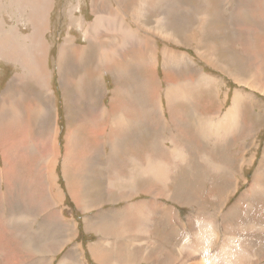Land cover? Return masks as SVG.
Segmentation results:
<instances>
[{"label": "rangeland", "instance_id": "374dc122", "mask_svg": "<svg viewBox=\"0 0 264 264\" xmlns=\"http://www.w3.org/2000/svg\"><path fill=\"white\" fill-rule=\"evenodd\" d=\"M9 1L11 6L7 7ZM13 1L0 0V20H4L5 25L0 34L8 30L22 35V44L14 45L12 41H17L16 38L10 32L5 34L13 38L9 39L11 53L27 50L26 55L23 52L18 58L23 55L31 58V53L39 55V49H33V43L37 44V38L46 41L51 76L49 89L51 86L52 90L47 102L52 107L50 115L45 111L42 113L50 119L49 123L47 118L46 122L30 118L26 107L28 98L21 96L20 91L33 88L34 91H27L37 93L32 82L25 88L17 87L12 93L5 94L10 96L11 108L18 103V113L0 118V146L7 143L8 137L11 140L22 133L34 134L29 133L33 128L37 130L32 140L28 139L26 146L18 150L17 163L14 157L10 158L15 155L12 151L5 155L0 147V264H95L88 252L96 245H102L103 250L110 253L106 264H171L168 256L175 255L174 248H170L171 241L181 235L187 236L186 229L197 237L202 228L210 225L217 227L213 239H209L213 253L210 251L208 257L195 256L194 259L187 253L180 255L177 250L180 262L174 264H264V193L258 190L248 195L264 147V118L260 124L247 120L246 125L250 126L240 136L236 133L233 143L209 137L210 131H215L213 129L220 130L221 124L217 122L228 110L234 96L247 92V108L253 116L258 112V96L254 92L258 77L254 71L257 63L264 64V0H126L130 10L125 17V28L128 30L127 22L130 30L140 35L142 42L131 43L128 47V51L134 52L126 60V71L117 70L114 63H119L113 58L111 68L106 67L103 71L107 75L101 82H91L86 73L90 67L91 70L96 67L93 46L101 44L94 39L103 38L106 44L101 47L113 49L116 35L110 27L108 32L100 27L94 29L93 0H38L37 9L28 8L24 0H16L15 4L22 1L21 5H24L19 18ZM116 1L124 4L121 0ZM110 2L115 3V0H108ZM44 3L49 6L45 21H37L34 32L31 23L37 11L44 12L47 7ZM137 5L140 10L135 12L133 8ZM121 20V17L112 18L111 24L117 27ZM45 22L46 29L41 32ZM91 23L93 31L90 30ZM66 40L71 43L62 63L69 68L71 81L67 83L66 80L62 85L56 74V61L59 47ZM164 51L174 54V64L164 65ZM96 54L100 56L101 51ZM102 64L99 63L98 67ZM20 65L21 62H9L0 57V92L11 82L13 86L15 76L25 71ZM234 79L242 84L251 81L253 86L237 85L233 83ZM152 93L156 99L150 101ZM167 95H170L169 106L165 110ZM126 99L130 103L124 110L126 123L122 128H114L112 150L106 146L109 138L105 134L98 145L99 141H90L87 138L90 135H86V130H90V125L84 121L86 116L97 117L99 110L114 100L123 107ZM217 105L220 107L211 110ZM242 109L245 104L240 111ZM10 140L8 143L12 147ZM155 141L161 147L164 146L162 142L173 141L183 157L190 156L199 164L198 169H202L207 161L217 165L226 162L235 169L236 165L229 161L239 160L242 166L239 172L243 171L245 177L237 179L239 188L233 190L228 179L204 177L201 175L203 171L198 172L200 176L191 177L197 169L193 172L177 163V168H169L172 172L166 166L167 171H174L176 177L166 183L167 186H162L159 175H146L149 168L159 171L158 162L151 159L159 152V149L153 152ZM213 141L215 149L211 144ZM168 149L174 152L173 146ZM71 155L81 164L80 172L70 163ZM7 161L17 164L13 165L14 174L9 173ZM138 161L142 168H139ZM143 173L147 177L140 179ZM261 180L258 183L264 186ZM139 190L143 191L139 193ZM160 190L170 192V197L157 196ZM150 192L156 195H149ZM220 192L226 194L223 206L217 204ZM75 198L84 211L78 209ZM151 204L157 210L151 222L155 238H151L148 244L161 248V257L154 262L153 257L159 252L147 250L145 253L144 250L145 258L132 255L126 263L121 262L122 258L119 261V254L113 249V245H117V235L106 232L105 222L116 223L121 218L120 213L129 210L132 216L140 217L139 214ZM163 207L172 211L169 227L165 222L159 226L161 216L166 215ZM85 222H89V231H86ZM173 223L179 236L173 232L174 236L169 229L174 228ZM223 224L224 228L227 227L226 232ZM166 227L170 231L167 235ZM121 240L130 249L141 245L128 236ZM219 240L223 242L220 250L213 249ZM235 246L240 247V255L233 250ZM224 251L229 253L228 261L222 259Z\"/></svg>", "mask_w": 264, "mask_h": 264}, {"label": "crops", "instance_id": "0c3cea01", "mask_svg": "<svg viewBox=\"0 0 264 264\" xmlns=\"http://www.w3.org/2000/svg\"><path fill=\"white\" fill-rule=\"evenodd\" d=\"M121 1L124 4H120L116 0H115V3H111V2L108 3V0H103V1H101V0H93L92 1V5H91V9L92 8L94 9V10H92V12L95 15V19L93 21L94 29L96 27H100L101 30L102 31H105V32H108V28L109 27L111 29H113L115 31V35H116V36H114L115 37V40H116L115 45L118 44V46L120 48H122L125 52H127L128 51V47L131 46V43L132 44H134V43L140 44L142 41L139 38L140 35L138 33L135 34L134 32L129 31L130 30V27H128L127 22H126V26H127L128 30L125 28V20H126L125 17L127 15L128 10H130L129 4H128L129 1L128 2L126 0H121ZM138 1L139 0H136V2H138ZM9 3H10V1L7 2V4H6L7 7H10L11 6V5H9ZM12 4L15 7L14 10L17 12V17L18 18L21 17V10H20V7H18L19 6V3L18 4L16 3L18 6L14 3V1H13ZM115 6H117V7L114 9ZM100 8H102L101 9V12H97ZM103 10H104V12H102ZM113 17H115V18H120V17L122 18L123 17L122 18V21L119 23V25L117 27H113V25L111 24ZM107 18H108V20H106ZM3 21L4 20H0V28H4V26H5L4 23H3ZM101 23H104V24L102 25ZM87 30L89 31V28H87ZM90 30L93 31V29H92V23H91ZM7 32H10V31L7 30ZM7 32L0 34V37L1 38H5L4 35ZM10 33L17 40V41H13V44L14 45H20V44H22V41L20 39L22 35H20L18 31H16V32H10ZM136 36H137V38L135 39ZM11 39L13 40V38H11ZM90 41H91V39H90ZM117 41H118V43H117ZM97 49H98L97 47L93 46V51H94V54L96 56V67H95L96 70L95 69H92L91 70L90 69L91 67H90L89 70L86 71V73L88 74V78L91 80V82H93V81H99V82H101V80L104 78V76L107 75V72L106 71L105 72H102V73H98L97 72L98 61H100V56H97V54H96V51L99 50V49L98 50ZM129 52L131 53L133 51H129ZM129 52H127V53L130 54ZM162 54L165 55V59H164V62L165 63H164V65L165 64H168V63H171V65L174 64V62H175V60H174L175 56H174L173 53H170L169 51H164V52H162ZM137 58H138L137 55H135V59H137ZM68 69L69 68H67V74H66L67 83L69 81H71V78L69 77ZM24 72L25 71H22L19 75L22 76V74H24ZM254 72L256 73V75L259 74V76H260L259 78H257L258 81H255L254 82V84L257 85V87H256V89H255L254 92L257 93V96L259 98L257 100V102H256V105L258 107V112L256 113V116L257 117L256 116H253L250 113V111L247 108V106H246L247 98L249 96L248 93L247 92H242L240 94H243L244 93L245 95L243 94L242 96H234L235 98L233 97V98L230 99V106H229L228 110L224 113V115L222 116V119L217 122V123L221 124L220 130L210 128V129L216 130V131H210V133H209V137L210 138H213L215 140L216 139L220 140L222 138L223 139V143H229L231 141L233 143V142L236 141L235 140V134L238 133V135L240 136L243 133V131L250 126V125H246V121L247 120L252 121V122H256V123H259V124L261 123L262 119L264 118V64H263V66H260V64L257 63V69ZM16 80L19 81L18 79L15 78L14 81L17 82ZM66 80H61V78H60V83L63 85L64 84V81H66ZM234 80H235V82H233V83H235L237 85H243V86H246V87H249V88H252V86H253L252 83H249L250 81L249 82H245V83L243 82L244 84H242L238 80H236V79H234ZM29 81L30 82L31 81L33 82V80H30V79L23 80V82H25V83H30ZM50 81H51V76L49 78V83H50ZM17 86L20 87V88H25V84L24 85H21V86L20 85H16L15 87L17 88ZM15 87H14V89H16ZM28 89H32L34 91L33 88H27L26 91ZM50 89H51V86H50ZM23 90H25V89H22V91ZM22 91H20V93ZM51 92H52V90H50V94H51ZM9 93H12V91H10ZM9 93H7V94H9ZM5 94L6 93L0 92V101H1L0 102V112L1 113H5V114H8L10 116L17 114L18 113L17 103L15 104V108L14 109L11 108L10 105L8 106L11 109L10 111L8 110L9 109L8 107H6V108H2L1 107V103L4 102V101H6L9 104V99H8L9 97L6 96ZM20 95L21 96H24L22 94H20ZM4 97H5V99H3ZM26 97H28V96H26ZM155 97H156V95L154 93H152L151 95H149V100L150 101L152 99L154 100V99H156ZM166 97H167V104L164 105L165 106V110L168 109V106H169L168 99L170 98V95H167ZM28 101H29V97H28ZM28 101L26 102V104L28 103ZM87 103L89 105V102L88 101H87ZM244 104H245V109H242L243 110V113H242L241 112L242 110L240 111V109H241V107ZM129 106H130V103L128 102L127 99H126V102H125V104H124L123 107L121 105H118V103L114 100V101H111L105 107H103L101 109V111L99 110V113H98V116L97 117H93L90 114H88L86 116V118L84 119V121L90 125V128H89L90 130H86V134H87L88 131L91 132L93 130L91 132V134H89L90 136H88L89 137L88 139L90 141H94V142L99 141L96 144V145H98L101 142L100 139H102L104 133H105L104 136L105 137H108V138H109V135H111L112 138H109L108 139V142H107L106 146H107V148L109 150H112V143L114 141V133L113 132H114V128H116V126L114 124H115V122H118L120 124L122 118H124V120L126 121V119L124 117V115H125V111L124 110L125 109H128ZM231 106H232V108H231ZM26 107H27V105H26ZM216 107H220V106L217 105V106L213 107L211 110H214ZM110 109H111V111H110ZM45 112H47V111H45ZM227 113H229V114H227ZM242 115L244 116V119L243 120H241V116ZM29 116L31 117L30 110H29ZM94 119H95L97 125H96ZM42 120H44V119H42ZM220 121H221V123H220ZM101 124H103V125H101ZM98 126H100V127H98ZM35 129L36 128L31 129L29 131V133H34L35 134V131H36ZM23 134L24 133L17 135V138L15 136L13 138L14 140H12V139L10 140L11 137H8L7 138V141L9 142V140H10V142L12 143V147H10V149H11V151H13V153L15 154V156L17 155V152H18V150L21 147L26 146L25 143L27 142V140L28 139H31L32 140V137L34 136V134H32V135L31 134H24L23 135ZM96 135L98 137H96ZM232 135H234V136L232 137ZM55 136H56V133H55ZM197 137H199V135H197L196 138ZM256 137H258V135L255 136V138ZM251 140L254 142L253 138ZM18 141H19V143L17 145V142ZM162 143L164 144L163 147H161L159 145L158 141H155V143L152 145V147L154 149L153 150L154 153H156L155 152V149H159L158 154H153L151 156V159L152 160L154 158L153 161L158 162V164H159L158 165L159 166V171L158 170H154V169H150V168L149 169H146V171H147L146 172V175L147 176L156 177V176L159 175V180H160V183H161L162 186H166L167 185L166 183H168V180H171L172 181V179L176 177V175L173 174L174 171H173V173H170V176H169L168 171H169V168L176 167L177 166L176 165L177 163H181V164L185 165V166H183L184 168H190L191 170H193V172H195V170L197 169L196 172H195V174L194 175H191V177L200 176L198 174V172L203 171V173L201 175L204 176V177H208V178L212 177V178H218V179H228V181L232 184V188H234L233 190H235L236 188H239L240 183H238V180L237 179L240 176L245 177V174H244L243 171H242V173L239 172V171H241V168H242V166H240V161L239 160L233 159V160L229 161V163H233V164L236 165L235 166V169H234V167L229 166L226 162H221V163H219L217 165V163H212V162H208V161L207 162H204L205 165H203L204 167L202 169H198L199 164L198 163H194L192 161V159L190 158V156L185 155V157H183L181 155V151L179 149V146L177 144H175L173 141H169L168 144H166L165 142H162ZM19 144H21V145H19ZM211 144H213L212 147L215 149L216 143L213 141ZM109 145H110V148H109ZM1 146H4V144L1 145ZM170 146H173L174 152H173V150L168 149V147L170 148ZM181 146L182 145H180V148H181ZM177 150H178V154L176 153ZM1 151H2V153L5 152L4 150H2V148H1ZM233 151L235 152V150H233ZM8 153L6 152V153H3V154L8 155ZM260 157H261V159H260V161L258 163V166H257L258 167V170H257L256 174L253 175V177H252V178H254V182L252 184V189L248 192V195H252L255 192H257L258 190L264 193V186L262 185L261 182H260V185L258 183L259 180H261V179H262L261 181L264 182V178H263L264 177V147H263L262 153L260 154ZM74 158H76V157L74 155H71V162L70 163L73 164V167L75 169H77L78 172H80L81 164L79 165V163L77 161V158L75 160H74ZM172 161H173V165H172ZM6 163L8 164L9 173L11 174V171H10L11 168H10V165H9L10 162L7 161ZM15 163H17L16 158H15ZM181 164H180V166L182 167ZM166 166H169L168 167V171H167V168L164 169V167H166ZM139 168H142V166L140 165V163H139ZM236 168H237V172H236ZM181 171L184 172L185 169H182ZM169 172H172V171H169ZM146 175L143 173L141 175L140 179H143V178L145 179L147 177ZM0 182H1V180H0ZM170 184L171 183H169V185ZM167 190H169V189H165L164 191H167ZM141 191H143V190H139V193H141ZM160 192L161 193H156L157 196L166 197V199L170 197V192L162 193L161 190H160ZM144 193L146 194L147 192L144 191ZM209 193H210V187H209V189H208V191H207L206 194L208 195ZM224 193L225 192H222V193L220 192L219 194H217V196H218V200H217L218 202H217V204L219 206H223L224 203H225V201H226L223 198V196L225 197V195H226ZM148 194L149 195H156V194H153L151 192L148 193ZM130 195H131V192H129V196ZM74 202L76 204L78 203L77 204L78 205V209L80 208L81 210H83L80 207L77 198L74 199ZM154 206H155V203H154ZM155 208H156V206H155ZM156 211L157 210H154V208H153V204H151V205H149V207L147 208V210L145 212L139 214L140 217H135V216L133 217L132 214H131V210H129V211L124 212V214L120 213L121 218L116 223H107V222H105L107 224V227H106L107 231L109 230L108 232H113V233H115L117 235V239L118 240L115 241V242H117V245L114 244L113 245V249H114V251L116 253L119 254V256H118V260L119 261H120V258H122L121 262L126 263V261L128 260V258H130L132 255L135 256V257H138V258H145L147 255H144V253H142V251L145 250V253H146L147 249L150 250L153 253L155 251L159 252V255L158 256L161 257V254H162L161 251H162V249L161 248L158 249V247L155 244H154V246H150V244H148V243L151 242V238L152 239L155 238V234H153L154 231H155V229H153L154 226L151 224V222H152L153 218L156 216ZM163 211H164V213L168 217L166 215L161 216L159 226H161V224L163 222H165V223H167V226L169 227V222H171V217H172V211L169 208H165V207H163ZM173 214H175V213H173ZM151 215H154V216L151 217ZM146 216H147V218H146ZM143 217H144V220H143ZM82 221H83V217H82ZM148 221H150V222H148ZM156 221H158V215H157ZM134 222H137V223L134 224ZM86 223L89 224V222H85L84 223L85 228H86ZM148 223H150L151 225L148 224ZM175 223L177 224L176 219H175ZM176 224L173 223V227L175 229L174 228H169V229H170V231L172 233L175 232V233H177V236H179L178 229L176 228ZM182 225H184V224L182 223ZM141 227H142V229H141ZM168 227H166V235L168 233H170V231H168ZM207 227H211L215 231L217 230V227H215V225H213V226L210 225V226H207ZM206 228H202L201 232L199 231V234L197 235V237H194L193 234L190 233L191 230L186 229L187 236L181 235V237L179 236L177 240L171 241V247L170 248H174L175 255H169L168 256V258L170 259V263L171 264H174L175 262H177V263L180 262L179 261V258L180 257L176 256L177 250H178V252H179L180 255H184L185 256L186 253H187L188 255H190V257L193 256L194 259H196V257L199 258L201 256L202 257H208L207 255L209 254L210 251L213 253L212 249L210 250V242H209V239H210V235L211 234H210L209 229H206ZM143 229H144V231H143ZM223 230L225 232L227 231V227L224 228V224H223ZM0 231H1V228H0ZM86 231H89V230H86ZM87 235H89V234L87 233ZM150 235H151V237H150ZM173 235H174V233H173ZM124 236H128V238H132L133 241L140 242L143 245L134 246L132 249H130L127 245L124 244V242L122 240L119 239V238L122 239ZM144 236H146V237H144ZM141 237H142V239H141ZM148 237H150L149 241H148ZM233 239L240 240L239 237H233ZM224 242H225V240H224ZM235 242L238 243V241H235ZM222 243L223 242L221 240H219L217 242V245L213 249H215L217 247L220 250V248L222 246ZM79 247L81 248V246H79ZM238 250H239V248H238ZM88 254H89V258L92 257V259H93V261H94L95 264H106L107 261H108V259H109V256H110V253L108 251H104L103 250L102 245H98V246L96 245L94 247L93 246L90 247ZM155 257H153V261L154 262H157L156 259H155ZM190 257L187 256V258H189L191 261H193V259L190 258ZM82 258H83V256H82ZM63 262L65 263L66 261L64 260ZM160 264H163V263H160ZM180 264H183V263H180ZM193 264H197V262H194Z\"/></svg>", "mask_w": 264, "mask_h": 264}, {"label": "bare ground", "instance_id": "6f19581e", "mask_svg": "<svg viewBox=\"0 0 264 264\" xmlns=\"http://www.w3.org/2000/svg\"><path fill=\"white\" fill-rule=\"evenodd\" d=\"M16 1V0H15ZM15 1H14V3H15ZM23 1V0H22ZM22 1H21V3H22ZM25 2H24V5H26V6H28V8H32V9H37L38 7H39V5H38V0H24ZM144 2H145V0H144ZM3 3H4V1H3ZM21 3L19 4V6L18 7H20V9H23L24 8V5H21ZM46 3V2H45ZM44 3V5L45 6H47V4H45ZM18 4V3H17ZM9 5H10V3H9ZM109 5V4H108ZM108 8V7H107ZM48 9H49V6H47V7H45L44 8V12L42 11L41 13H38V11H37V15L35 16V18L33 19V23H31V25H32V27H33V29H34V32H36V29H37V25H36V23H37V21H39V22H44L45 21V14L48 12ZM94 10V9H93ZM133 10L136 12L137 10L139 11L140 10V8L138 7V5L137 6H135V8H133ZM117 11V10H116ZM119 13V12H118ZM137 13H139V12H137ZM109 15V14H108ZM120 15V14H119ZM113 18H115V17H113ZM123 18V17H122ZM79 19H81V18H79ZM115 19H117V18H115ZM75 20V19H74ZM106 20H108V18L106 19ZM114 20V19H113ZM118 21V20H117ZM122 21V20H121ZM103 22V21H102ZM157 22V21H156ZM102 25L104 24V23H101ZM108 24V23H107ZM117 24V23H116ZM83 25V24H82ZM81 25V26H82ZM154 25H155V23H154ZM173 26V25H172ZM113 27H115V26H113ZM84 28V27H83ZM3 28H0V30H2ZM46 29V22L44 23V25L40 28V31L42 32V31H44ZM122 30V29H121ZM129 31H131V30H129ZM85 33H86V30H85ZM132 33V32H131ZM87 34V33H86ZM2 36V35H1ZM5 36V38H3L2 40H1V37H0V57L1 58H3V59H5V60H9V62L10 61H13V62H21V65H23L24 66V68H25V72H24V74H22V76H20L19 74H17L16 75V79H18L19 81H17V82H13V86H12V82L11 83H9V85H8V87H7V89L6 90H4V91H1V92H3V93H9L10 91H12V89H14V87L16 86V85H26L27 83H25V82H23V80H27V79H30V80H33V84L37 87V89H38V91H37V93H32V92H29V91H26V90H23L22 92H21V94L22 95H26V96H28L29 97V101H28V103L26 104L27 105V108L30 110V115H31V119H33V120H35V119H37V118H39L41 121H42V119H44L43 120V122L45 121L46 122V117L44 116L43 117V115H42V113H43V111H47L48 112V115H50V110H51V107H52V104L51 103H48L47 102V97L50 95V89H49V78H50V71H49V67H48V55H49V50H48V45H47V43H46V41L43 39V38H37V44H34L33 43V41H32V43H33V46H34V48L33 49H39V55L38 54H35V53H31V58H25V55H26V52H27V50L26 49H23V51H19L18 53H16V52H13V53H11L10 51H12V42H9V39L11 40V36H9V35H4ZM3 36V37H4ZM114 36V35H113ZM86 37V36H85ZM87 37H89V36H87ZM96 37V36H95ZM97 37H98V35H97ZM118 38V37H117ZM90 39H91V41H93L92 40V38L90 37ZM103 38H95L94 40L96 41V43H98V44H101V45H105L106 44V41L105 40H102ZM119 39V38H118ZM71 40V39H70ZM70 40H66V43H63L62 45H60V47H59V50H58V57H57V61H56V69H57V71H58V73L57 74H59V76H60V78H61V80H66V71H67V69H66V64L65 65H63V60H62V58L64 57V55L66 54V52L68 51V45L71 43V41ZM120 40V39H119ZM262 40V39H261ZM90 43V42H89ZM92 43V42H91ZM117 43H118V41H117ZM264 44V43H263ZM101 45L99 46V45H97L96 47L101 51V55H100V61H98V64L99 63H101V62H103V64L102 65H100L99 67H98V72L99 73H102L104 70H105V68L107 67V68H111V66L113 65V63H112V59L114 58V59H116L117 58V62L119 63V64H117V63H114V65H116L117 66V70H124L125 69V71L127 70V66H126V60H129L128 59V56H129V54L127 53V52H129V51H127V52H125L122 48H120L118 45H115L114 47H113V49H110V48H108V47H106V46H102L101 47ZM144 46V45H143ZM9 49V50H8ZM97 49V50H98ZM85 51V50H84ZM25 53V55H23V57L22 58H18L19 56V54H21V53ZM134 52V51H133ZM130 53V52H129ZM92 55V54H91ZM133 55H135V54H133ZM90 59V58H89ZM135 59V58H134ZM20 65V66H21ZM20 66H18V67H20ZM109 74H111V73H109ZM83 77V76H82ZM255 77V76H254ZM257 77L259 78L260 76H259V74L257 75ZM59 78V79H60ZM78 79V78H77ZM81 79V78H80ZM149 79V78H148ZM30 82V81H29ZM251 82V81H250ZM249 82V83H250ZM79 83V82H78ZM144 83H146V82H144ZM156 83V82H155ZM252 86V85H251ZM18 87V86H17ZM75 87V86H74ZM16 88V87H15ZM17 89V88H16ZM248 89V88H247ZM123 91V90H122ZM245 95V94H244ZM259 95V94H258ZM13 96V95H12ZM11 96V97H12ZM25 96V97H26ZM52 96V95H51ZM10 97V96H9ZM27 97V98H28ZM13 98V97H12ZM26 98V99H27ZM38 98V99H37ZM40 98V99H39ZM77 98V97H76ZM156 98V97H155ZM167 98V97H166ZM235 98V97H234ZM3 99H5V97L3 98ZM9 99V98H8ZM23 99H24V97H23ZM152 99V98H151ZM259 99V98H258ZM74 100V99H73ZM153 100V99H152ZM169 100V99H168ZM15 101V100H14ZM17 101V100H16ZM21 101V100H20ZM88 101V100H87ZM263 101V100H262ZM1 102V101H0ZM11 102H13V101H11ZM23 103V102H22ZM12 104V103H11ZM18 104V103H17ZM25 104V103H24ZM23 104V105H24ZM112 104V103H111ZM232 104V103H231ZM234 104V103H233ZM20 105V104H19ZM23 105H22V107H23ZM238 105V104H237ZM9 106V104L6 102V101H4V102H2L1 103V107L2 108H6V107H8ZM14 106H15V104H14ZM124 106V105H123ZM235 106V105H234ZM90 107V106H89ZM9 108V107H8ZM7 108V109H8ZM231 108H232V106H231ZM234 108V107H233ZM21 109V108H20ZM9 111L11 110L10 108L8 109ZM8 111V112H9ZM22 111H23V109H22ZM21 111V112H22ZM101 111V110H100ZM108 111V110H107ZM110 111H111V109H110ZM5 112V111H4ZM24 112V111H23ZM22 112V113H23ZM90 112V111H89ZM108 113V112H107ZM11 114V113H10ZM227 114H229V113H227ZM231 114V113H230ZM24 115H25V113H24ZM28 115V114H27ZM45 115H47V113L45 114ZM58 115V114H57ZM10 117V115H8V114H5V113H0V118H2V117ZM12 116V115H11ZM96 116H98L97 114H96ZM19 117V116H18ZM58 117V116H57ZM100 117V116H99ZM49 118H50V116H49ZM56 118V117H55ZM122 118V117H121ZM3 119V118H2ZM10 119V118H9ZM9 119H8V121H9ZM13 119V118H12ZM20 119V118H19ZM38 119V120H39ZM47 119H48V117H47ZM97 119V118H96ZM16 120V119H15ZM49 120L50 119H48V123H49ZM1 122H2V120H0ZM12 121H14V120H12ZM21 121V120H20ZM28 121V120H27ZM89 121V120H88ZM94 121H95V119H94ZM0 122V123H1ZM18 122V121H17ZM17 122H14V123H17ZM98 122V121H97ZM95 123H96V121H95ZM125 123H126V121L124 120V118H122V120H121V122H120V124L118 123V122H115V126H116V128L117 129H119V128H122L124 125H125ZM220 123H221V121H220ZM229 123V122H228ZM4 125H6L5 123H3ZM9 124V123H8ZM7 124V125H8ZM18 124V123H17ZM20 124H22V123H20ZM219 124V123H218ZM6 125V126H7ZM19 125V124H18ZM43 123H42V128H43ZM96 125H97V123H96ZM101 125H103V124H101ZM25 126V125H24ZM93 126V125H92ZM113 126V125H112ZM10 127V126H9ZM19 127V126H18ZM21 127V126H20ZM26 127H28V125L26 126ZM41 127V126H40ZM39 127V128H40ZM98 127H100V126H98ZM11 128V127H10ZM15 128V127H14ZM45 128H46V126H45ZM1 129H3V128H1ZM8 129V128H7ZM12 129V128H11ZM16 130H17V128H15ZM21 129V128H20ZM41 129V128H40ZM9 130V129H8ZM14 130V129H13ZM37 130V129H36ZM50 130V129H49ZM1 131V130H0ZM25 131V130H24ZM28 131V130H27ZM93 131V130H92ZM91 131V132H92ZM216 131V130H215ZM3 132V131H2ZM91 132H87V134L86 135H89V134H91ZM28 133V132H27ZM26 133V134H27ZM41 133V132H40ZM2 134V133H1ZM6 134H9V133H7L6 132ZM105 134V133H104ZM10 135V134H9ZM24 135V134H23ZM32 135V134H31ZM70 135V134H69ZM72 135V134H71ZM94 135V134H93ZM15 137V136H14ZM22 137V136H21ZM96 137H98L97 135H96ZM16 138H17V136H16ZM19 138V137H18ZM71 138V137H70ZM87 138H89V137H87ZM109 138H112V136L111 135H109ZM1 139V138H0ZM3 139V138H2ZM4 139H5V136H4ZM23 139V138H22ZM28 139V138H27ZM35 139V138H34ZM6 140V139H5ZM12 140H14V139H12ZM18 140V139H17ZM21 140V139H20ZM2 141V140H1ZM4 141V140H3ZM7 143H8V141H7ZM7 143H5L4 144V146H0L1 148H2V150H4L5 152H3V153H8V152H11V149H10V143H8L9 144V146H7ZM18 143H19V141L17 142V145H18ZM46 143V142H45ZM22 144V143H21ZM21 144H19V145H21ZM67 144V143H66ZM3 145V144H2ZM25 145H26V143H25ZM71 145V144H70ZM24 146V145H23ZM67 146V145H66ZM25 147V146H24ZM109 147H110V145H109ZM20 148V147H19ZM22 148V147H21ZM18 149V148H17ZM16 150V149H15ZM17 151V150H16ZM1 152V151H0ZM15 152V151H14ZM12 154H13V151H12ZM28 154V153H27ZM29 154H30V152H29ZM11 157H15V155L14 156H10V158ZM51 157V156H50ZM49 157V158H50ZM73 157V156H72ZM9 158V160H11ZM16 158V157H15ZM48 158V159H49ZM54 158V157H53ZM52 158V159H53ZM18 159H20V158H18ZM76 158H74V160H75ZM26 160V159H25ZM153 160H154V158H153ZM73 161V160H72ZM169 161V160H168ZM10 163H9V165H10V171H11V173H13L14 174V171H15V165H17V164H12V162H14V160L11 162V161H9ZM26 162V161H25ZM140 162V161H139ZM138 162V163H139ZM14 165V166H13ZM22 165V164H21ZM159 165V164H158ZM172 165H173V161H172ZM171 165V166H172ZM26 166V165H25ZM76 166V165H75ZM46 167V166H45ZM177 167V166H176ZM176 167H174V168H176ZM1 168V167H0ZM51 168V167H50ZM166 167H164V169H165ZM147 172V171H146ZM169 173V172H168ZM154 174V173H153ZM167 174V173H166ZM128 176V175H127ZM169 176H170V173H169ZM55 178V177H54ZM168 178V177H167ZM167 181V180H166ZM170 180H168V182H169ZM167 186V185H166ZM166 195V194H165ZM76 202V201H75ZM7 204V203H6ZM78 204V203H77ZM9 207V206H8ZM9 209V208H8ZM7 210V209H6ZM10 212V211H9ZM149 215V214H148ZM3 217V216H2ZM130 217V216H129ZM128 217V218H129ZM134 217V216H133ZM145 217V216H144ZM144 217H143V220H144ZM146 218H147V216H146ZM145 218V219H146ZM130 219V218H129ZM135 219V218H134ZM128 220V219H127ZM140 220V219H139ZM147 221V220H146ZM141 222V221H140ZM148 222H150V221H148ZM132 223V222H131ZM135 223H137V222H134V224ZM142 223V222H141ZM143 224V223H142ZM148 224H150V223H148ZM147 224V225H148ZM144 225V224H143ZM151 225V224H150ZM142 226V225H141ZM107 227V226H106ZM136 227V226H135ZM151 227V226H150ZM89 228H90V226H89V224H87L86 223V230H89ZM149 228V227H148ZM141 229H142V227H141ZM147 229V228H146ZM206 229H209V231H210V240L211 239H213V237H214V229H212L211 227H207ZM148 230V229H147ZM100 231H102V230H100ZM109 231V230H108ZM107 231V229H106V232H108ZM143 231H144V229H143ZM144 234V233H143ZM145 235V234H144ZM120 236V235H119ZM122 237V236H121ZM144 237H146V236H144ZM120 240H121V238H119ZM141 239H142V237H141ZM140 239V240H141ZM142 241V240H141ZM144 241V240H143ZM146 241V240H145ZM122 242V241H121ZM147 242V241H146ZM145 242V243H146ZM141 244V243H140ZM139 244V245H140ZM141 245H143V244H141ZM146 245V244H145ZM48 246V245H47ZM146 248V247H145ZM238 248H240V247H238V246H235L234 248H233V250L235 251V253L236 254H238V255H240V251L238 250ZM93 249V248H92ZM151 249V248H150ZM94 250V249H93ZM148 250V249H147ZM241 250V249H240ZM142 251V250H141ZM155 252H157V251H155ZM154 252V253H155ZM149 253V252H148ZM92 255V254H91ZM144 255H145V253H144ZM230 255H231V253H230ZM227 256H229V253H228V251H224L223 252V254H222V259L223 260H225V261H228V257ZM160 256H156L155 257V259H156V261L158 262V258H159ZM96 258V257H95ZM97 259V258H96ZM129 259V258H128ZM78 261V260H77Z\"/></svg>", "mask_w": 264, "mask_h": 264}]
</instances>
